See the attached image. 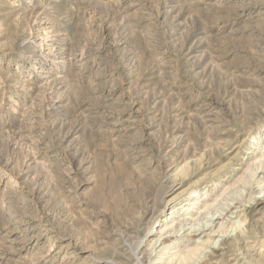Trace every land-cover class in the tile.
I'll use <instances>...</instances> for the list:
<instances>
[{"label":"rangeland","instance_id":"rangeland-1","mask_svg":"<svg viewBox=\"0 0 264 264\" xmlns=\"http://www.w3.org/2000/svg\"><path fill=\"white\" fill-rule=\"evenodd\" d=\"M263 197L264 0H0V264H264Z\"/></svg>","mask_w":264,"mask_h":264},{"label":"bare ground","instance_id":"bare-ground-1","mask_svg":"<svg viewBox=\"0 0 264 264\" xmlns=\"http://www.w3.org/2000/svg\"><path fill=\"white\" fill-rule=\"evenodd\" d=\"M196 193H197V191H195V190H193V192L190 194V197L188 198V199H193V198H195L196 197ZM264 198V197H263ZM260 199V198H259ZM264 201V200H263ZM262 203H264V202H260V204H262ZM173 212H175V211H177L178 210V208L177 207H175L174 209H171ZM185 217H183V219H180V218H178L177 219V217H176V214H174V216L170 219V222H171V226H170V229H168L167 231H162L161 232V234L159 235V237H158V239L157 240H155L154 241V243H158L159 241L161 242V237H163V235H165L166 233L168 234L169 232H172V231H174V234H175V232L177 233V235L178 234H180L179 232L181 231V230H183L184 229V227L186 226L187 227V219H184ZM212 220V219H211ZM165 221H167V218L166 219H164V222H163V224H162V227H164L165 226ZM168 223V222H167ZM166 223V224H167ZM189 225V224H188ZM191 229V228H190ZM212 229V228H211ZM190 231V230H189ZM192 231H196V230H194V229H191V232ZM206 231V230H205ZM190 232V233H191ZM196 233V232H195ZM198 233V232H197ZM206 233V232H205ZM188 235H191V234H189V232L187 233ZM186 234V236H188ZM169 236V235H168ZM185 236V237H186ZM170 237V236H169ZM182 237V236H181ZM197 238V237H196ZM199 239V238H198ZM167 241V238H164L163 239V241H162V244L163 243H165ZM216 241V242H215ZM215 243H217L218 242V240H216L215 239ZM167 242H169V239H168V241ZM214 242H213V244H214ZM221 243V242H220ZM217 245V244H216ZM216 245H214V246H216ZM215 248V247H214ZM214 250H218V247L217 248H215ZM213 251V250H212ZM220 251H221V249H220ZM207 252V251H206ZM217 252V251H216ZM215 253V252H214ZM215 256H216V254H215ZM247 262V261H246Z\"/></svg>","mask_w":264,"mask_h":264}]
</instances>
